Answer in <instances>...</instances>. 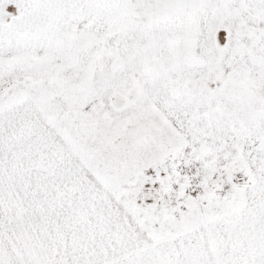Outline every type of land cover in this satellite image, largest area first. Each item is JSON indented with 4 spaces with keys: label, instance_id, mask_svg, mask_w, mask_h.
<instances>
[{
    "label": "snow or ice",
    "instance_id": "snow-or-ice-1",
    "mask_svg": "<svg viewBox=\"0 0 264 264\" xmlns=\"http://www.w3.org/2000/svg\"><path fill=\"white\" fill-rule=\"evenodd\" d=\"M0 264H264V0H0Z\"/></svg>",
    "mask_w": 264,
    "mask_h": 264
}]
</instances>
